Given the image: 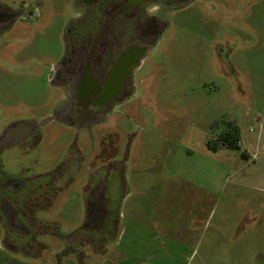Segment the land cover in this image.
Returning <instances> with one entry per match:
<instances>
[{
	"label": "rangeland",
	"instance_id": "rangeland-1",
	"mask_svg": "<svg viewBox=\"0 0 264 264\" xmlns=\"http://www.w3.org/2000/svg\"><path fill=\"white\" fill-rule=\"evenodd\" d=\"M67 1L0 29V131L54 111ZM168 20L118 109L83 127L52 119L36 146L8 150L12 172L58 191L39 251L6 245L0 224V264H264V0H189Z\"/></svg>",
	"mask_w": 264,
	"mask_h": 264
},
{
	"label": "flooded vegetation",
	"instance_id": "flooded-vegetation-1",
	"mask_svg": "<svg viewBox=\"0 0 264 264\" xmlns=\"http://www.w3.org/2000/svg\"><path fill=\"white\" fill-rule=\"evenodd\" d=\"M188 1H69L74 18L65 28V50L54 66L61 92L52 107L54 111L46 119L10 120L0 131V224L6 245L11 242L8 244L13 243L16 248L29 240L39 245L37 238L46 232L48 223L40 215L58 191L46 174L25 177V167L12 172L8 150L36 146L41 138L38 127L52 119L83 127L118 109L133 96L137 66L162 37L169 24L168 16ZM43 4V0H11L0 6V29L5 30L12 17L38 15ZM115 169L120 172L116 166ZM106 186L107 181L95 202L90 197L91 204L102 208L107 198ZM49 228L50 232L70 236L59 228Z\"/></svg>",
	"mask_w": 264,
	"mask_h": 264
},
{
	"label": "trees",
	"instance_id": "trees-1",
	"mask_svg": "<svg viewBox=\"0 0 264 264\" xmlns=\"http://www.w3.org/2000/svg\"><path fill=\"white\" fill-rule=\"evenodd\" d=\"M225 133L221 134V136L223 137V139H221L222 141H224V144H226L227 146H235L236 142L238 141V136H239V128L236 125L230 126L228 129H226V131H224ZM224 138H228V140H225Z\"/></svg>",
	"mask_w": 264,
	"mask_h": 264
},
{
	"label": "crops",
	"instance_id": "crops-1",
	"mask_svg": "<svg viewBox=\"0 0 264 264\" xmlns=\"http://www.w3.org/2000/svg\"><path fill=\"white\" fill-rule=\"evenodd\" d=\"M42 238H44V237H42ZM38 242V241H37ZM35 243H36V241H35ZM35 243L33 244V243H30V242H28V245H27V247H29L30 248V250H33V249H35L36 250V252L37 251H39L38 249V246H37V244L38 243H36V247H35ZM22 246V244H20L18 247H21ZM24 246V245H23Z\"/></svg>",
	"mask_w": 264,
	"mask_h": 264
}]
</instances>
